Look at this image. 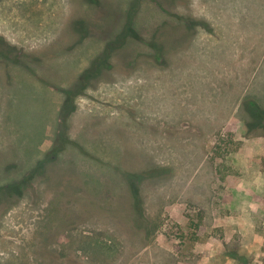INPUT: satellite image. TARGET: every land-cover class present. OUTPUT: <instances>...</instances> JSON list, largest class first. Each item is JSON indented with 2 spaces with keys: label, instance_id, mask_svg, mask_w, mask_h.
Listing matches in <instances>:
<instances>
[{
  "label": "rangeland",
  "instance_id": "1",
  "mask_svg": "<svg viewBox=\"0 0 264 264\" xmlns=\"http://www.w3.org/2000/svg\"><path fill=\"white\" fill-rule=\"evenodd\" d=\"M0 37V264H264V0H0Z\"/></svg>",
  "mask_w": 264,
  "mask_h": 264
},
{
  "label": "trees",
  "instance_id": "2",
  "mask_svg": "<svg viewBox=\"0 0 264 264\" xmlns=\"http://www.w3.org/2000/svg\"><path fill=\"white\" fill-rule=\"evenodd\" d=\"M96 1L97 0H92V2H96ZM71 25L72 28L74 29V32L78 35L79 38L84 37L88 32L89 28H91V23L88 21V18H84V17L73 20L71 22ZM123 31L124 33H122L123 36L121 37L122 39H126L131 35L135 37L136 35L131 22L125 24ZM19 57H21V53L17 50V48L15 46L8 44L2 37H0V59L5 58L7 62L9 60H15L16 58ZM108 61H109V55L107 54V52L98 56L94 60L92 65L88 69H86L83 72V74L80 75V78L77 79L73 83V85L66 91V97L60 109V116L62 119H64L67 115H69V113H71L74 110L75 94L81 91V89H83L85 85L89 83V81L97 77L103 71V69L108 65ZM251 110L253 116L255 117L256 111L253 106ZM136 210L137 209L135 205V211ZM134 221L136 222L137 219H134Z\"/></svg>",
  "mask_w": 264,
  "mask_h": 264
}]
</instances>
